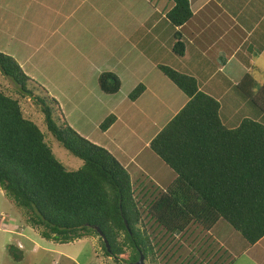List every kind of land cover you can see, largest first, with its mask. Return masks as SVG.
<instances>
[{"label": "rangeland", "instance_id": "obj_1", "mask_svg": "<svg viewBox=\"0 0 264 264\" xmlns=\"http://www.w3.org/2000/svg\"><path fill=\"white\" fill-rule=\"evenodd\" d=\"M239 3L237 0V7ZM151 4L150 0H0V53L14 58L28 77L56 97L63 112V116L59 114L61 121L56 116L57 124L66 122L79 135L108 150L126 168L145 221L150 222L147 229L155 246V262L151 256L145 264H264V238L250 246L224 222L208 235L199 226L182 235H170L145 215L153 191L164 190L176 177L149 142L187 101L158 66L194 76L203 84L213 67L221 63L216 60L210 65L206 55H196L198 46L184 38L188 58L173 54L177 31L166 19L152 32L148 31L152 24L142 28ZM249 10L257 15L256 8ZM246 12L241 15L239 11L240 19ZM218 35H206L205 40ZM226 46L228 41L223 40L216 52L224 61L228 58ZM108 72L121 81L115 95L105 94L98 84L100 75ZM255 77L258 81L263 78L259 72ZM219 80L224 90H214L213 95L221 97L226 126H237L248 116L264 122L243 94L232 84L227 85L222 76ZM140 84L161 93L166 107L158 105L150 91L133 102L129 95ZM0 89L19 97L1 74ZM21 106L25 115L41 127L46 142L65 166H82L81 160L48 133L42 113L31 106L29 99H21ZM110 115L118 120L104 132L100 126ZM42 231L30 225L26 212L0 188V264H133L130 249L118 258L107 256L98 236L61 244L44 239ZM11 246L20 250L21 260L13 257Z\"/></svg>", "mask_w": 264, "mask_h": 264}, {"label": "trees", "instance_id": "obj_2", "mask_svg": "<svg viewBox=\"0 0 264 264\" xmlns=\"http://www.w3.org/2000/svg\"><path fill=\"white\" fill-rule=\"evenodd\" d=\"M172 1L167 18L182 27L193 16L189 0ZM173 38V54L184 57L182 35ZM158 67L188 101L150 142L176 177L164 190L153 191L145 215L170 235L185 234L193 226L208 235L224 222L255 246L264 238V122L248 116L237 126H226L221 101L200 91L196 78ZM252 69L235 88L264 117V75L258 81V71ZM0 74L19 96L0 89V188L6 196L26 212L31 226L43 229L41 235L48 241L68 244L98 236L109 257L118 258L130 249L133 264L141 256L145 262L152 256L155 262L150 222L145 221L126 168L66 122L57 124L56 116L59 121V114L63 116L58 101L3 53ZM98 84L105 94L121 89L120 79L110 72L100 75ZM145 89L140 84L129 98L135 102ZM21 99L40 110L48 133L82 166L69 168L55 156L41 127L25 115ZM116 120L110 115L100 129L106 132ZM10 250L21 260L19 249Z\"/></svg>", "mask_w": 264, "mask_h": 264}, {"label": "crops", "instance_id": "obj_3", "mask_svg": "<svg viewBox=\"0 0 264 264\" xmlns=\"http://www.w3.org/2000/svg\"><path fill=\"white\" fill-rule=\"evenodd\" d=\"M171 1L150 0V3H152L150 5L151 12L144 18L141 27L144 28L148 24H152L151 28H148V31L152 32L156 29L158 22L163 19L169 21L167 15L174 7L173 2L170 4ZM236 2L237 0H189L193 13L191 20L182 27H175L176 33L182 35V40L184 38L188 42L192 41L190 44L193 46H198L199 53H196V55H206L210 65L217 63L216 60L221 62L218 64L219 66L213 67L214 70L211 75L203 79V84L197 81L199 90L213 98H215L213 95L214 90L220 92L224 90L223 83L219 80L221 76L227 82V85L232 84L231 86L235 87L247 72L253 70L252 67L256 68L261 75H264V0H240L238 7ZM249 8H256L257 15L252 13ZM245 10H247L246 17L240 19L238 16L239 11L241 15H244ZM213 33H219V35L215 36L213 40H205L206 35H212ZM223 40L228 41V46L225 49L228 55L226 61L217 57L218 53H216L220 51L218 47ZM188 42L184 41L186 51ZM221 55L224 56L223 52H221ZM185 56L186 53L182 58H185ZM186 57L188 58V56ZM215 79L217 80L213 85ZM145 87V94L150 91V94L154 95L158 102L157 104L166 107V103L160 97L161 93L157 94L154 92L155 89L153 91L152 88ZM216 99L221 101L219 94H217ZM184 105L185 103L172 113L173 116L168 122ZM163 127H160L158 132Z\"/></svg>", "mask_w": 264, "mask_h": 264}, {"label": "water", "instance_id": "obj_4", "mask_svg": "<svg viewBox=\"0 0 264 264\" xmlns=\"http://www.w3.org/2000/svg\"><path fill=\"white\" fill-rule=\"evenodd\" d=\"M105 241V240H104ZM106 242V241H105ZM106 245H107V248L109 247L108 246V243L106 242ZM135 264H145V259H144V256H141L140 257V259H139V261L137 262V263H135Z\"/></svg>", "mask_w": 264, "mask_h": 264}]
</instances>
